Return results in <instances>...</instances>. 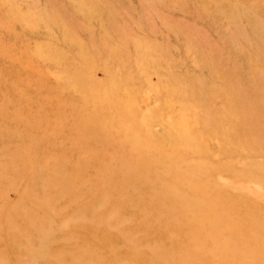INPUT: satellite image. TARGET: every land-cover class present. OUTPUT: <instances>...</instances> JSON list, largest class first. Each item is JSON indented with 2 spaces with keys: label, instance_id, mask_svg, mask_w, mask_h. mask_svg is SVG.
I'll list each match as a JSON object with an SVG mask.
<instances>
[{
  "label": "rangeland",
  "instance_id": "rangeland-1",
  "mask_svg": "<svg viewBox=\"0 0 264 264\" xmlns=\"http://www.w3.org/2000/svg\"><path fill=\"white\" fill-rule=\"evenodd\" d=\"M0 264H264V0H0Z\"/></svg>",
  "mask_w": 264,
  "mask_h": 264
}]
</instances>
